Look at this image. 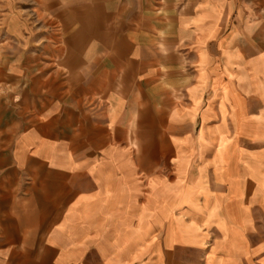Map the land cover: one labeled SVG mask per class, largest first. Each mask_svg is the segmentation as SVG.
<instances>
[{
	"label": "crops",
	"instance_id": "crops-1",
	"mask_svg": "<svg viewBox=\"0 0 264 264\" xmlns=\"http://www.w3.org/2000/svg\"><path fill=\"white\" fill-rule=\"evenodd\" d=\"M44 5L58 37L0 61V264H243L245 225L227 207L254 191L221 194L219 212L210 201L226 212L217 243L193 221L205 170L180 142L193 148L198 117L220 134L251 117L264 134V0ZM218 143L233 173L239 140Z\"/></svg>",
	"mask_w": 264,
	"mask_h": 264
},
{
	"label": "rangeland",
	"instance_id": "rangeland-1",
	"mask_svg": "<svg viewBox=\"0 0 264 264\" xmlns=\"http://www.w3.org/2000/svg\"><path fill=\"white\" fill-rule=\"evenodd\" d=\"M55 11L45 9L44 0H0V61L7 62L14 54H19L20 49L26 47L28 43L29 45L43 44L47 39L50 42L51 38L55 39L54 36L58 37L60 22L54 17ZM250 91H252L251 86H244L245 96ZM247 97L249 98L250 95H247ZM248 103L250 108L251 102ZM252 120L251 117L242 118L241 123L243 125L241 126L245 129L244 132L220 134L212 131L204 132L203 118L198 117L194 130H191L192 127H190V136L192 135L190 140L193 141L190 144L193 148H188L187 141L181 140L180 144L181 148H185L182 149V152L185 153L183 156H188L189 153L190 157L195 158L193 161L196 170H205L204 175L206 178L201 191L203 196L202 198L199 197V199H202L199 204L206 205L207 201L208 203L207 207L202 209L204 211H195L197 212V218L196 220L193 219L194 223L211 224V228L204 231L219 243L221 237L223 238L221 236L222 232L225 230L218 228L215 224H219L220 216L225 217L226 213L225 210L221 211L220 214L217 213L221 208V202L223 205L224 201L221 194L230 192V190L234 193L239 191L246 194L247 191L250 193L253 190L254 194L252 196L248 194L246 197L245 195L242 206L232 205L227 207V214L231 218L227 222L228 224H236V215L238 214V217H241V224L245 225L243 264H264V134L254 131L256 127L253 126ZM182 128L180 127V132L176 135L186 140V132L188 131L186 124ZM221 135L224 137H221ZM171 138V133H164L165 140ZM220 140H239L238 146L227 150L230 164L235 167L233 173H227V166L226 168L223 166L224 159H221L223 164L218 162V156H221L220 152H223L220 147L221 143H218ZM144 152L145 150H143ZM161 168L156 169L155 172L157 170L161 172ZM169 169L170 166L163 167L164 176L169 174ZM227 176H230L232 180L227 182ZM251 178H254V180L247 183L246 180ZM191 186V184L184 182L180 185V191L187 194L192 191ZM181 196L183 197L182 193ZM210 201L215 202L210 203ZM209 203L212 206L216 204L218 210L216 213L210 214L212 208H210ZM245 205L251 209L254 207V210L243 212V209L246 208ZM195 212L191 206L188 209L183 208L182 205L180 207V214L188 220L192 219L191 217ZM209 216H211V219H209ZM199 217L208 218L202 220ZM246 224H249L248 228ZM228 236L232 237L231 234H228Z\"/></svg>",
	"mask_w": 264,
	"mask_h": 264
}]
</instances>
